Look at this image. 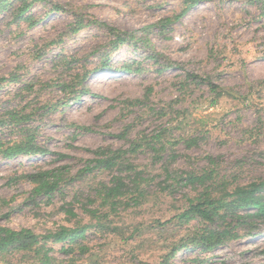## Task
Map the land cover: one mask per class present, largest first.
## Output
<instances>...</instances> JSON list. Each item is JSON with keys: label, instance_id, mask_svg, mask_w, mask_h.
Instances as JSON below:
<instances>
[{"label": "rangeland", "instance_id": "374dc122", "mask_svg": "<svg viewBox=\"0 0 264 264\" xmlns=\"http://www.w3.org/2000/svg\"><path fill=\"white\" fill-rule=\"evenodd\" d=\"M18 3L0 12V118L19 109L28 118L18 127L28 128L48 153L0 155V225L37 233L73 226L60 209L65 201L88 222L74 199L96 208L97 188L133 173L125 167L130 162L143 172L147 194L109 213L122 232L108 231L113 224L88 228L78 240L86 250L73 260L157 264L164 236L200 225H175L196 190L164 181L168 158L179 173L200 170L212 156L215 170L236 182L264 178V0H39L30 8L32 25L12 20ZM125 64L140 71H117ZM206 76L222 91L213 104L214 91L200 82ZM1 129L5 139L19 135L10 133L16 127ZM156 134L159 153L138 147L112 169H86L98 148L126 149ZM51 168L61 174L60 189L49 199H31L23 175ZM249 220L237 226L238 237L208 251L182 250L169 264H264V224ZM157 221L163 237L152 231ZM127 228L136 229L133 236ZM53 247L64 264L69 256L61 243ZM7 257L0 264H23L18 255Z\"/></svg>", "mask_w": 264, "mask_h": 264}, {"label": "trees", "instance_id": "16d2710c", "mask_svg": "<svg viewBox=\"0 0 264 264\" xmlns=\"http://www.w3.org/2000/svg\"><path fill=\"white\" fill-rule=\"evenodd\" d=\"M18 1V5L12 8V20L24 18L31 20L30 25L34 24L31 16H29L30 8L39 0H0V12H3L8 7ZM199 0H191V4L197 3ZM190 4V5H191ZM186 7L179 12L174 18L181 17ZM169 19V18H167ZM73 27V29H77ZM123 38V37H122ZM121 35L118 33L116 41H120ZM120 72L134 73L140 71L139 69H131L127 64L120 67ZM189 76L198 77L197 74H189ZM200 82L205 83L209 90L214 91V96L211 98L213 104L217 97L222 95V91L218 90V85L214 84L210 77H200ZM66 87H74V84H66ZM73 91V89H72ZM83 91H81L82 93ZM138 99L130 100V103L138 102ZM27 115L21 114L19 109L13 108L4 118H0V155L4 159H12L19 155H37L46 154L48 150L42 147L34 140V134L23 126L18 127L19 123H23L27 119ZM5 125L12 129L16 127L15 131L19 135L16 138L5 139L2 135L1 127ZM160 134L151 136L149 140L144 138L134 139L130 143V147L126 149H110L108 147L98 148L94 153L95 156L90 159L92 166L86 169H112L125 160V154L129 151L136 150L138 147H149L155 154L159 153L163 148H156L153 144L154 140ZM207 164L200 168V170L184 171L179 173L170 168V158L164 162L165 178L171 179L173 182L183 181L185 185H190L196 192L192 196L186 198V206L183 210L175 214V225L189 226L192 220H196L200 225L189 228L184 227V231L175 235L164 236L166 231L158 222V228L153 230L159 236L163 237L160 240L162 246V253L159 256L157 264H169L170 261L182 250L208 251L223 243L226 239L236 238L238 234L235 232L240 223H252L258 219L264 224V178H256L246 182H236L233 176H227L225 173L220 174L215 170V157H207ZM124 166V165H123ZM128 170H134L128 175H115L112 181L107 184H101L97 188L100 195V203L95 208H91L87 203L86 198L74 199L81 202V209L90 218L88 222H82L77 214L73 211V204L71 202H62L60 205L61 211L67 215L68 219L73 220V226H59L54 230H48L43 233H37L30 228L13 229L4 225H0V256L5 257L4 260L9 263L10 255H18L23 264H60L54 252V244L61 243L60 252L69 256L64 264H76L73 260L75 252L82 253L84 248L79 247V239L84 235L86 230L91 227L103 229L104 226H110V232H122V227L114 223L115 217L109 213L116 210L119 204H127L129 200H139L149 188H143L145 182L142 171H136L132 163L125 165ZM121 169V168H119ZM32 184V197L44 196L51 198L53 194L61 187V174L54 168L39 170L36 172L23 175ZM128 177L129 180H125ZM35 196V197H34ZM95 200V199H94ZM91 201V200H90ZM103 206H107L103 210ZM102 209V211H101ZM164 223V224H163ZM165 225L168 221L163 222ZM125 226H135L126 223ZM122 225V226H124ZM128 236H133L136 232L134 228H127ZM152 236H149L151 239ZM158 240H153L155 243ZM77 246V247H76ZM63 262V261H62Z\"/></svg>", "mask_w": 264, "mask_h": 264}]
</instances>
